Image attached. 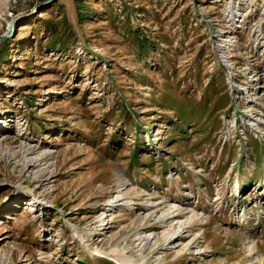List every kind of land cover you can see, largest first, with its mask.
<instances>
[{"label":"rangeland","instance_id":"1","mask_svg":"<svg viewBox=\"0 0 264 264\" xmlns=\"http://www.w3.org/2000/svg\"><path fill=\"white\" fill-rule=\"evenodd\" d=\"M230 104L264 119V0H0V264H263Z\"/></svg>","mask_w":264,"mask_h":264},{"label":"bare ground","instance_id":"2","mask_svg":"<svg viewBox=\"0 0 264 264\" xmlns=\"http://www.w3.org/2000/svg\"><path fill=\"white\" fill-rule=\"evenodd\" d=\"M257 123V122H256ZM256 123H252V125H254V126H256ZM29 150V149H28ZM35 163H32V162H27V166H34L35 167ZM182 213H183V211H182ZM189 213V212H188ZM188 213H186V214H188ZM172 214V218L171 219H173L172 221H174V220H177V216H179V214H181L180 213V209H175V211L174 212H172L171 213ZM171 214H169V215H171ZM187 219V218H186ZM185 219V220H186ZM196 219V222H197V217H195L194 215H191L190 217H189V219H187V221H185V223H190V222H193L194 220ZM171 221V223H174V222H172ZM199 221V220H198ZM184 225V222H176V224H175V226L172 228V231L173 232H175L176 231V229L178 230V231H181L182 230V226ZM74 232H76L75 230H73ZM152 236V235H151ZM145 237H147V236H145ZM153 237V236H152ZM248 238H250V239H248ZM245 239H248L246 242H247V244H248V250H250V253H252V252H256L257 251V248L258 247H256V245L252 242V238L251 237H247V238H245ZM148 241L150 240V236H148V239H147ZM170 243V242H169ZM174 243H175V240L171 243L172 245H174ZM115 255H114V259H115V262L116 263H118V264H134V263H132V261H130L127 257H126V255H125V253L124 252H119L118 253V251L116 252V251H112ZM98 253V252H97ZM100 254V253H99ZM260 254H262V253H260ZM103 255H105L104 253H103ZM257 255H259V254H257ZM259 257H261L262 259H263V264H264V255H259ZM256 261H257V263L258 264H262V262H260L258 259H257V257H256ZM251 262H252V259H251ZM254 262V261H253Z\"/></svg>","mask_w":264,"mask_h":264},{"label":"built area","instance_id":"3","mask_svg":"<svg viewBox=\"0 0 264 264\" xmlns=\"http://www.w3.org/2000/svg\"><path fill=\"white\" fill-rule=\"evenodd\" d=\"M235 47V46H234ZM235 48H231V51H233ZM231 53V52H230ZM235 75V74H234ZM252 79V78H251ZM251 82H254L255 80H250ZM237 87V88H236ZM257 88H259V89H261V87H257ZM234 90L236 91V90H238V94H239V91L241 90V91H244L243 90V86H241V85H239L238 83H237V81H236V78H234ZM254 91H258V90H254ZM240 96H242L243 97V99L245 100V102H244V104L245 105H247V103L246 102H248V103H252V101H251V99H252V97H247L246 96V94L244 95V93H241L240 94ZM239 98H241V97H239ZM252 104H254L256 107H259L260 106V103L259 102H257V101H253V103ZM237 110V109H236ZM249 112H251V109H249V108H247L246 107V110L244 109V107H243V109H240V114H238V115H232V116H229L228 117V121L229 122H231V118L233 119V121H235V119H238V121L239 122H241V123H244V122H250V123H256V124H260V125H262V126H264V119H262V118H260L259 119V117L258 116H251L250 117V120L249 119H247V116H250L249 114L247 115V113H249ZM254 114V113H253ZM260 114V116H263L264 117V112H260L259 113ZM254 115H256V114H254ZM227 135H228V133L227 132H224V134H223V138L224 137H227Z\"/></svg>","mask_w":264,"mask_h":264},{"label":"trees","instance_id":"4","mask_svg":"<svg viewBox=\"0 0 264 264\" xmlns=\"http://www.w3.org/2000/svg\"><path fill=\"white\" fill-rule=\"evenodd\" d=\"M53 32L52 33H57V31L55 29L52 30ZM141 46H144L143 42H141Z\"/></svg>","mask_w":264,"mask_h":264}]
</instances>
